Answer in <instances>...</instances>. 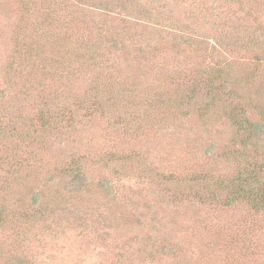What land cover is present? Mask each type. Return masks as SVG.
<instances>
[{"label": "rangeland", "instance_id": "374dc122", "mask_svg": "<svg viewBox=\"0 0 264 264\" xmlns=\"http://www.w3.org/2000/svg\"><path fill=\"white\" fill-rule=\"evenodd\" d=\"M245 177L264 0H0V264H264Z\"/></svg>", "mask_w": 264, "mask_h": 264}, {"label": "trees", "instance_id": "16d2710c", "mask_svg": "<svg viewBox=\"0 0 264 264\" xmlns=\"http://www.w3.org/2000/svg\"><path fill=\"white\" fill-rule=\"evenodd\" d=\"M248 129V128H247ZM253 182H256L257 185H261L260 190L257 189V193H259V198L264 201V182L259 183V179L257 177H245L240 182L235 185V189L232 191V198L243 196L247 199L253 198L251 196L252 187L255 185ZM256 185V186H257ZM230 198V197H228ZM230 198V199H232ZM2 214V212H0ZM1 216V215H0Z\"/></svg>", "mask_w": 264, "mask_h": 264}]
</instances>
